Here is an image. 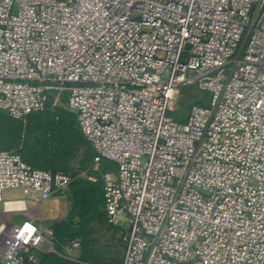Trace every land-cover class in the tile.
<instances>
[{"label":"built area","instance_id":"2783aa9c","mask_svg":"<svg viewBox=\"0 0 264 264\" xmlns=\"http://www.w3.org/2000/svg\"><path fill=\"white\" fill-rule=\"evenodd\" d=\"M191 87L209 94L169 116ZM72 113L115 172L104 209L123 264H264V0H0V111ZM72 175L0 151V205L64 195ZM54 226L12 227L4 264L57 253ZM72 250L82 246L70 241Z\"/></svg>","mask_w":264,"mask_h":264},{"label":"rangeland","instance_id":"374dc122","mask_svg":"<svg viewBox=\"0 0 264 264\" xmlns=\"http://www.w3.org/2000/svg\"><path fill=\"white\" fill-rule=\"evenodd\" d=\"M209 102V94L198 90L195 87L186 89L180 97L177 104H174L169 112V116L178 120L184 121L188 117L189 110L194 104L207 105ZM54 109L53 103L50 104V110ZM65 141L61 144L65 146ZM68 151L64 148L59 150L57 162L59 169L70 173L75 181H84L92 175L96 177L95 183L102 182L101 172L102 166L96 169L93 161L87 158V149L77 142H73ZM103 185V182H102ZM97 186L94 187L96 190ZM71 191V187L69 188ZM103 191V188H102ZM74 204L72 201V210ZM0 207V226L4 218L9 214H4ZM75 221H79L80 215L74 213ZM70 217V216H69ZM69 219V218H68ZM67 221V220H66ZM64 221V222H66ZM3 226V225H2ZM0 235V264H4V252L8 246L10 239V228H5ZM73 236H77L82 241V246L79 249L72 250L69 243ZM59 249L56 256L50 258L45 264H61L59 259L66 261H74L77 264H122L125 243L121 229L111 226L107 221L104 206L98 205L96 211L91 213L83 222L81 221L76 226L65 225L60 229L57 236Z\"/></svg>","mask_w":264,"mask_h":264},{"label":"trees","instance_id":"16d2710c","mask_svg":"<svg viewBox=\"0 0 264 264\" xmlns=\"http://www.w3.org/2000/svg\"><path fill=\"white\" fill-rule=\"evenodd\" d=\"M52 100L53 94L49 96V103L45 111L33 113L28 116V126L24 147L18 152V154L21 155L27 164L36 169L70 174L66 171L60 170L57 162H54V160L59 157L57 154L60 152L59 150L64 148L68 151L70 148L68 143L72 144L75 141L78 145H82L87 149L86 156L88 160H94L95 152L91 144L82 135L76 117L72 113L60 107H54V109L50 110ZM197 104L202 105L199 103ZM63 141H65L64 147L61 144ZM70 149L72 150V148ZM101 166L102 182V175L104 173L115 172L117 169L116 164L107 159L102 160ZM94 175L96 176L98 174L92 173L91 176ZM102 182L95 183L84 180L75 181L71 185V195L74 209L66 222L54 225L56 237L59 235L60 229L65 225L70 224V226H76L81 221L83 222V220H85V218H87L91 213L95 212L98 205L103 204L104 206V183L102 185ZM96 186L97 188L94 190V187ZM75 212L80 215L78 222L74 220ZM76 238L78 237L73 236L71 240ZM58 245L59 243L57 244V249H59ZM55 256L56 253H42L39 256L38 264H45V262ZM59 261L61 264H77L74 261L71 262L62 259H59Z\"/></svg>","mask_w":264,"mask_h":264},{"label":"crops","instance_id":"0c3cea01","mask_svg":"<svg viewBox=\"0 0 264 264\" xmlns=\"http://www.w3.org/2000/svg\"><path fill=\"white\" fill-rule=\"evenodd\" d=\"M25 122L28 126V117ZM95 180L96 177L94 176L88 178V181L90 182H94ZM5 197L8 201H20L21 209L8 212L7 208L0 205V207L3 208L1 212L9 214L7 218L1 220L3 226H0V231H2L3 228L4 230L5 228H10L11 230L13 226L20 225L22 222L28 220L34 221L39 227L54 226L57 223L68 220L72 212L73 199L69 189L64 195H56L45 202H36L33 199L26 197L21 191H7Z\"/></svg>","mask_w":264,"mask_h":264},{"label":"water","instance_id":"95a60500","mask_svg":"<svg viewBox=\"0 0 264 264\" xmlns=\"http://www.w3.org/2000/svg\"><path fill=\"white\" fill-rule=\"evenodd\" d=\"M27 123L0 111V151H21L24 147Z\"/></svg>","mask_w":264,"mask_h":264},{"label":"bare ground","instance_id":"6f19581e","mask_svg":"<svg viewBox=\"0 0 264 264\" xmlns=\"http://www.w3.org/2000/svg\"><path fill=\"white\" fill-rule=\"evenodd\" d=\"M8 207H9V208H7V211H8V212H13V211H15V210H13L12 208H10V207H11L10 205H9ZM3 230H4V228L2 229V231H0L1 234L3 233ZM5 231H6V229H5ZM1 234H0V235H1Z\"/></svg>","mask_w":264,"mask_h":264}]
</instances>
